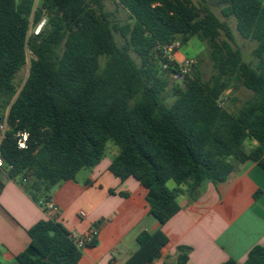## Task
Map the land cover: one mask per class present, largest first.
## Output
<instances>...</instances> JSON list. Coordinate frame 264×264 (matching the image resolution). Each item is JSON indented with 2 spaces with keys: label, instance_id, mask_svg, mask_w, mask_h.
Returning a JSON list of instances; mask_svg holds the SVG:
<instances>
[{
  "label": "trees",
  "instance_id": "1",
  "mask_svg": "<svg viewBox=\"0 0 264 264\" xmlns=\"http://www.w3.org/2000/svg\"><path fill=\"white\" fill-rule=\"evenodd\" d=\"M107 1L126 10L130 22H113ZM198 1L0 0V108L9 124L0 171L43 208L57 185L96 167L112 141L119 152L109 170L147 189L150 214L163 226L181 210L182 187L194 196L205 181L227 182L247 161L264 169V3L216 0L222 20L208 0ZM43 17L47 26L36 36L31 30ZM231 18L240 36L256 43L255 65L237 45ZM193 38L206 43L214 74L204 81L194 64L182 84H173L178 64L164 59L161 49ZM28 61L19 90L16 77ZM238 83L254 98L231 112L222 102ZM168 89L171 105L164 101ZM23 132L25 149L18 146ZM3 187L0 181V194ZM28 233L19 264H78L83 257L57 220L41 221ZM138 244L127 264H152L169 239L145 231ZM188 253L180 247L177 264H187ZM242 264H264V246L254 247Z\"/></svg>",
  "mask_w": 264,
  "mask_h": 264
},
{
  "label": "crops",
  "instance_id": "2",
  "mask_svg": "<svg viewBox=\"0 0 264 264\" xmlns=\"http://www.w3.org/2000/svg\"><path fill=\"white\" fill-rule=\"evenodd\" d=\"M176 59L184 57L177 52ZM112 160L105 156L96 167L83 169L81 179L83 170L52 192L51 200L59 207L56 220L72 236L98 230L95 245L83 250L78 264H127L145 231H161L169 239L152 264H177L180 247L189 249L187 264H242L254 247L264 246V169L257 163L240 164L225 183L205 181L194 196L182 187L181 210L161 226L150 214L147 189L133 177L121 181L112 174ZM0 181V264H19L17 256L31 241L29 230L55 216L5 171H0Z\"/></svg>",
  "mask_w": 264,
  "mask_h": 264
},
{
  "label": "rangeland",
  "instance_id": "3",
  "mask_svg": "<svg viewBox=\"0 0 264 264\" xmlns=\"http://www.w3.org/2000/svg\"><path fill=\"white\" fill-rule=\"evenodd\" d=\"M212 10L222 19L226 20L221 13L222 7L218 4L216 0H208ZM193 2L199 6L198 0H193ZM106 11L110 14V18L113 22L126 24L130 22L129 14L121 6L113 3L112 1H107L105 4ZM228 23L235 35L237 45L242 49L245 60L251 62L253 65L257 63V59L254 57V49L256 48V43L253 41H248L243 39L236 29V20L231 18L228 20ZM115 39L119 46L125 44L124 38L119 34L115 33ZM180 54L184 59H194L195 64H198L199 71L202 75L204 81L210 80L214 74V69L212 62L209 58L208 47L206 43L193 38L187 45L181 47L179 50ZM30 56V55H29ZM133 58L139 62L138 57L132 53ZM30 63L27 62L26 66L16 77V84L20 90L28 75H29ZM170 80L173 84H182L181 80H177L173 77H170ZM254 98V93L247 88H245L241 83H238L234 90L228 91L225 94V99L222 102V105L230 110L231 112L238 111L247 101H250ZM164 101L166 104L171 105L174 101L172 89H168L164 94ZM2 114V109L0 108V116ZM251 144L247 145V150L249 151ZM119 152V147L114 144V142L109 141L106 147V157L114 158V156ZM86 170H83L78 178L81 179L85 175ZM177 187L174 181L168 183V188L173 190Z\"/></svg>",
  "mask_w": 264,
  "mask_h": 264
},
{
  "label": "built area",
  "instance_id": "4",
  "mask_svg": "<svg viewBox=\"0 0 264 264\" xmlns=\"http://www.w3.org/2000/svg\"><path fill=\"white\" fill-rule=\"evenodd\" d=\"M47 26V17H43L42 20L39 22V24L32 28L31 31L34 32V35L38 36L41 34L42 30ZM181 42L179 40L174 41L172 44L168 46H164L162 50V57L166 59L168 62H176L179 67V72L177 74H171L170 77H173L177 80H183L186 75H189L192 72V69L195 64L194 59H183L181 61H178L176 59V54L181 49ZM168 64L164 65V68H168ZM7 114L2 117L0 116V170H3L5 167V161L2 154V145L6 136V133L9 130V124L7 122ZM28 134L23 132L18 134V146L21 149L26 148V142H27ZM43 208L46 209V211L52 213L55 216V220L57 218V214L59 213V207L52 201H48L45 204H43ZM81 217L84 216V213L80 214ZM98 236V230L97 228H93L90 230L87 234L76 237L73 236V240L75 242V245L80 250H85L88 246L92 245L96 238Z\"/></svg>",
  "mask_w": 264,
  "mask_h": 264
}]
</instances>
